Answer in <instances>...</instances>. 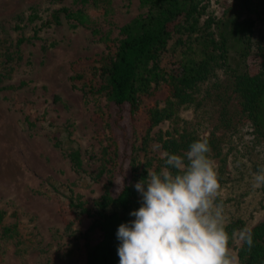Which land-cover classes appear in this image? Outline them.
Segmentation results:
<instances>
[{"label":"rangeland","instance_id":"374dc122","mask_svg":"<svg viewBox=\"0 0 264 264\" xmlns=\"http://www.w3.org/2000/svg\"><path fill=\"white\" fill-rule=\"evenodd\" d=\"M197 1L200 14L194 27L209 18L219 21L234 0ZM63 9L80 12L89 22L67 18ZM147 11L141 0H0V211L3 224H18L14 237L2 235L0 229V264H86L82 234L92 218L74 204L93 209L109 182L103 153L110 138L109 108L105 92L93 94L72 77L86 72L87 60L106 52V43H118L125 36L122 27ZM191 24L189 20L172 33L161 65L184 47L182 39ZM211 30L218 39L215 25ZM222 32L231 46V36L224 27ZM259 35L264 49V27ZM256 61L253 57L249 64ZM231 85L222 62L179 100L165 102L157 90L152 101L162 116L146 140L139 136L144 98L134 123L124 125L121 152L122 158L130 153L135 158L138 174L144 175L138 182L147 178V170L158 172L165 166L163 143L171 137L183 134L201 140L214 133L222 138L223 151L230 148L223 143L229 127L246 124ZM225 101L233 123L229 127L220 123ZM245 143L226 158L229 170L243 163L242 175L232 173L247 182L241 183L246 196L231 209L242 216L252 212L251 226L264 220V186H253V174L264 167V142ZM75 151L79 169L71 161ZM121 179L115 172L113 190ZM235 185L233 181L221 188L232 192ZM259 203L263 207L256 210ZM240 245L238 237L229 248L234 264H241Z\"/></svg>","mask_w":264,"mask_h":264},{"label":"trees","instance_id":"16d2710c","mask_svg":"<svg viewBox=\"0 0 264 264\" xmlns=\"http://www.w3.org/2000/svg\"><path fill=\"white\" fill-rule=\"evenodd\" d=\"M141 2L147 7V14L124 25V38L115 44L106 43L107 51L89 58L87 71L72 77L74 82L83 83L93 94L105 92L109 108L106 125L110 138L103 152L106 156L105 169L109 173V182L93 209L83 206L82 203L74 204L92 218L82 234L86 264H120L117 249L121 242L117 239V230L121 224L134 220L135 217L130 213L142 206L141 195L136 191L135 184L144 175L138 174L132 153L126 159L121 157L123 149L125 151L124 125L134 123L144 98H147L144 123L139 131L140 138L146 140L150 130L162 116L158 103L152 101L156 91L162 94L165 102L179 100L199 82L206 80L214 67L222 62L232 83L231 93L239 101L238 113L245 118L246 124L238 128L231 125L233 123L227 117L225 101L220 112V123L226 127L231 125V131L225 135L226 140H223L230 148L223 151L222 138L214 133L203 139L211 149L208 155L211 157L213 153L212 156L217 159L221 187L233 181L237 182L236 191L230 192L221 188L216 203L222 206L226 231L230 236L229 248L241 232L251 235L253 239L251 247L241 241L238 248L240 263L264 264V220L248 226L249 218L254 216L252 212L242 216L231 209L232 203L238 205L237 200L242 201L246 196V187L241 186V183L246 185L247 182L232 173L242 175L243 163L233 164L229 170L226 158L229 151L236 149L238 144L246 147L245 140L250 139L252 144L264 142V49L262 36L259 35L264 27V0H234L219 21L209 18L199 27H194L197 24L196 17L200 14L197 0ZM63 11L67 18L89 22L87 16L80 12L73 13L67 9ZM189 20H192V24L189 35L182 39L181 44L184 47L175 58L168 60L164 66L161 65L160 61L172 33ZM213 25L218 30V39L210 31ZM222 27L231 36V46L226 43ZM253 57H257L258 61L250 65L249 60ZM197 140L183 134L166 139L163 143L166 158L170 154L183 155L189 150L190 144ZM131 146L133 147V143ZM70 156L74 167L79 169L81 163L78 152L75 151ZM102 172L100 170L98 176ZM115 172H119L122 179L118 189L113 190ZM239 192H242L240 196ZM261 204H258L256 210L262 209ZM3 218L4 212L0 211L2 235H17V222L6 225L2 223Z\"/></svg>","mask_w":264,"mask_h":264},{"label":"clouds","instance_id":"9594fccd","mask_svg":"<svg viewBox=\"0 0 264 264\" xmlns=\"http://www.w3.org/2000/svg\"><path fill=\"white\" fill-rule=\"evenodd\" d=\"M210 151L206 140L194 141L135 184L142 206L117 230L120 264H234L222 206L216 203L221 185ZM253 186H264V167L253 174ZM239 239L253 244L243 232Z\"/></svg>","mask_w":264,"mask_h":264}]
</instances>
